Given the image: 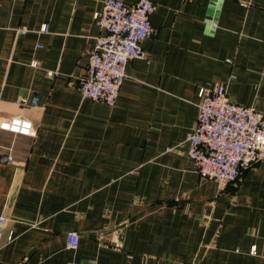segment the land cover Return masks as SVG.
Wrapping results in <instances>:
<instances>
[{
  "label": "crops",
  "instance_id": "1",
  "mask_svg": "<svg viewBox=\"0 0 264 264\" xmlns=\"http://www.w3.org/2000/svg\"><path fill=\"white\" fill-rule=\"evenodd\" d=\"M104 1L0 0V117L37 131L0 129V264H264V158L220 191L187 142L200 87L264 111V0H155L114 106L79 88Z\"/></svg>",
  "mask_w": 264,
  "mask_h": 264
},
{
  "label": "built area",
  "instance_id": "2",
  "mask_svg": "<svg viewBox=\"0 0 264 264\" xmlns=\"http://www.w3.org/2000/svg\"><path fill=\"white\" fill-rule=\"evenodd\" d=\"M155 0H138L128 4L123 0H105L95 13L98 25L104 31L96 38L90 52L86 72L79 80L85 98L114 106L126 77L127 65L134 59H147L143 41L155 32L151 16L156 11ZM48 31V26L42 28ZM21 28L18 33L24 34ZM52 75V72H49ZM199 115L187 136L188 154L196 171L202 177L215 180L220 191L235 183L241 175L264 158V111L231 100L225 84L212 89L200 87ZM38 96L21 105H36ZM0 129L27 136H35L36 129L30 121L20 118L0 117ZM0 160L14 163L7 154ZM5 218L0 216V225ZM80 234H68L67 246L77 247ZM115 247L121 234L114 233Z\"/></svg>",
  "mask_w": 264,
  "mask_h": 264
}]
</instances>
